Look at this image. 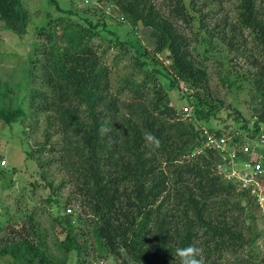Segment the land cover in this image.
<instances>
[{"label":"trees","instance_id":"16d2710c","mask_svg":"<svg viewBox=\"0 0 264 264\" xmlns=\"http://www.w3.org/2000/svg\"><path fill=\"white\" fill-rule=\"evenodd\" d=\"M48 1L60 14L36 27L26 57L34 60L31 76L40 72L39 88L31 90L24 107L0 81V120L11 125L31 113L52 117L58 146H47V134L26 161L32 164V154L44 150L59 154L87 216L86 221L81 212L76 217L81 234L94 241L99 256L123 264H263L255 250L262 234L255 195L223 178L216 152L202 148L198 128L219 132L204 123L223 111L222 129L236 126L249 139L260 136L264 122L250 125L214 96L206 60L218 59L230 87L240 68L253 70L246 79L264 100V0H231L228 7L217 6L221 0H85L105 3L115 8L120 23L153 33L151 48L134 56L107 30L102 13V19L79 17L57 0ZM29 20L20 0H0L1 29L22 37L20 29ZM112 49L111 65L104 66ZM162 54L167 65L156 64ZM115 68L128 71L117 87L111 81ZM173 90L179 104L190 108L188 118L167 97ZM36 162L42 169V161ZM33 174L46 180L44 171ZM260 181L264 185V170ZM34 221L26 216L20 228L12 226V238L0 239V258L65 264L64 256L47 252ZM54 221L64 230L59 246L64 253L74 250L71 223Z\"/></svg>","mask_w":264,"mask_h":264},{"label":"rangeland","instance_id":"374dc122","mask_svg":"<svg viewBox=\"0 0 264 264\" xmlns=\"http://www.w3.org/2000/svg\"><path fill=\"white\" fill-rule=\"evenodd\" d=\"M20 1L23 8L28 12L30 20L27 28L20 29L23 33L22 37L5 28H0V81L8 83L20 103L22 102L23 106L26 107V101L29 99L31 90L39 88L40 85L39 70H36L37 76H31L30 74L31 69H35L34 60L26 58L31 42L37 36L36 27L42 21L44 22L47 17L60 13L55 12V7L50 5L48 0ZM57 1L62 8L79 12V17L93 15L92 18L95 20L101 18L100 14L102 13L107 30L116 32L119 39L127 43V49L133 56L135 54L141 55L139 51L142 52L144 47L151 48L152 46L153 33L151 31L148 29L135 30L130 25L120 23V17L115 8H111L105 3L97 4L85 0ZM216 3L217 6L228 7L231 0H221L219 3L216 1ZM86 8L94 11H83ZM262 8L264 9V3ZM102 34L106 36V42H108L110 35L108 36L106 31ZM217 46L226 55L227 59H231L232 55H229L224 47L220 44ZM115 53L116 51L113 49L109 51L104 66L111 65L110 58ZM164 57V54L159 56L156 64L167 65L168 62ZM206 66L209 72L210 88L214 96L223 102L224 107H229L231 111H239L250 125L254 120L264 122V100L256 95L246 79L249 72L253 70L248 67L240 68L241 72L236 77L234 86L230 87L231 85L222 78L226 73L224 74L217 58L210 55L206 60ZM127 72L115 68L111 74L114 87H117L118 79ZM16 85L18 86L16 87ZM186 88L187 85L179 83L181 91L186 90ZM167 97L172 102H176L181 110L182 107L186 106L179 104V94L174 90L169 92ZM223 113L221 111L217 118L210 119L204 125L222 129L224 125L221 121ZM191 114L190 111L188 115L184 114L183 116L188 118ZM261 127L259 135L264 137V124ZM231 129L232 131L238 130L236 126ZM55 130L56 124L53 122L52 117L44 113H31L26 119L19 120L11 125H6L0 120V155L2 157L0 160V239L2 237L12 238V226L20 228V225L26 221V216L32 215L39 226V233L42 235L41 238L44 240L47 252L58 259H63L64 256L65 264H123L120 260L115 261L113 258L108 257L109 255L106 257L99 256L94 241L89 239V236L85 237L81 234L79 221L76 217L81 212L83 213V220L86 221L87 216L86 213L81 211L80 197L75 192L72 183L69 182L68 175L62 170L63 166L58 163L59 154L52 155V153L44 150L41 153L32 154V164L31 161L29 163L26 161V154L32 153L33 150L42 145L47 134L49 135L47 146L50 147L53 144L55 147L58 146L60 135L56 134ZM35 159L36 161L38 159L42 161L41 163L44 165L42 169L38 167ZM2 160L6 162L5 165L1 164ZM34 170L37 173L44 171L46 180L43 181L38 174H33ZM233 180L235 181V179ZM47 182L51 184L52 188L44 187V183ZM246 186L249 187L250 185L246 184ZM248 187L242 188L246 189ZM253 191L254 188L251 187V192L253 193ZM256 210L257 231L262 234L256 242L255 250L257 261L262 263L264 261V211L260 208ZM56 218H61L63 225L69 222L73 226L71 233L75 248L70 252L64 253V249L59 246L61 245L59 242L64 237V230L58 225V222L54 221ZM0 264L15 263L12 258L2 257L0 258Z\"/></svg>","mask_w":264,"mask_h":264},{"label":"built area","instance_id":"2783aa9c","mask_svg":"<svg viewBox=\"0 0 264 264\" xmlns=\"http://www.w3.org/2000/svg\"><path fill=\"white\" fill-rule=\"evenodd\" d=\"M182 111L188 115L190 108L184 106ZM198 131L202 148L216 152L215 164L219 173L227 181L238 183L241 187H248L246 184H249L248 188H254L252 194L256 198V207L264 211V187H262L264 185L261 182V186L259 185L261 172L264 170V137L261 135L249 139L243 132L232 129H220L218 132L215 129L199 127ZM260 148L263 150L262 153L259 151ZM5 163L4 160L1 161L2 165Z\"/></svg>","mask_w":264,"mask_h":264}]
</instances>
